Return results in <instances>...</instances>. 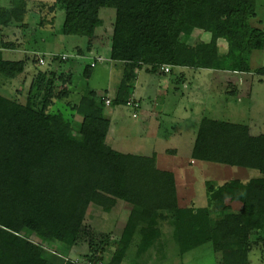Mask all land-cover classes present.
<instances>
[{"label": "trees", "instance_id": "trees-1", "mask_svg": "<svg viewBox=\"0 0 264 264\" xmlns=\"http://www.w3.org/2000/svg\"><path fill=\"white\" fill-rule=\"evenodd\" d=\"M54 1L64 15L58 32L84 37L85 45L97 39L103 22L100 9H114L109 59L123 64L125 79H130L128 69L136 73L142 66L154 74L164 65L170 66V73L175 67L245 73L250 71V53L264 47L263 29L252 24L257 17L256 0ZM24 12V0H11L7 7H0V27L22 23ZM196 29L209 33L208 42L187 43ZM219 39L226 43L225 51L219 50ZM9 45L3 42L0 47ZM88 50L84 46L77 54ZM24 67L23 60L3 59L0 50L3 76L13 78ZM92 68L91 63L85 64L82 75L88 78ZM255 73L264 76V67ZM54 76V72L39 71L31 83L28 97L41 105L38 110L0 96V264H78L42 252L31 238L75 244L88 205L114 206L117 200L129 204L131 211L112 264L123 262L135 234L141 237V247L147 248L163 218L175 221L180 253L210 243L220 263L250 264L249 252L255 245L250 236L264 232L261 136L251 134L244 124L201 119L193 159L255 168L262 175L236 185L230 198L242 203L238 213H225L224 186L210 195V203L224 207L212 223L208 207L190 208L186 215L187 208L178 206L174 175L156 166L154 153H124L106 144L110 120L104 116L105 99L96 100L94 90L71 105L83 111L77 130L71 120L49 112L53 97L69 93L67 88L54 92ZM58 80L67 83L62 74ZM86 255L85 263L102 261Z\"/></svg>", "mask_w": 264, "mask_h": 264}, {"label": "rangeland", "instance_id": "rangeland-1", "mask_svg": "<svg viewBox=\"0 0 264 264\" xmlns=\"http://www.w3.org/2000/svg\"><path fill=\"white\" fill-rule=\"evenodd\" d=\"M3 1L10 3L11 0H0V5H4ZM24 2L27 12L25 20L22 21L24 27H20L19 51L5 52V57L14 61L23 60L26 65L25 71L13 78H7L0 73V96L38 110L41 105L34 103L28 97L31 83L39 71L54 72V92L58 93L67 88L69 93L67 96L53 97V103L48 110L51 113H60L64 118L71 120L73 128L77 130L83 111L73 110L71 105L77 103L82 95H88L90 90H94L97 93L96 100L102 97L105 99L104 116L111 120L106 144L124 153L141 155L154 153L156 166L173 173L177 204L181 208H187L186 215H189L190 208L208 207L210 219L215 223L221 217L224 207L225 213L235 214L240 211L242 203L231 200V193L236 191L237 184L247 183L262 176L259 170L193 159L192 149L199 123L204 117L247 125L250 133L261 136L264 142V76L255 73L264 67V47L250 53L248 58L250 71L245 73L175 67L172 73L166 72L164 74L166 76L162 77V68H160L155 74L152 73L154 75L152 78L155 83L167 82L168 86H157L158 88L143 86L144 93L140 95L143 90L136 94L139 89L134 86L137 71L142 69L151 73L149 67L142 66L136 70V73L135 69H128L130 79H125L123 64L109 59V38L115 18L114 9L109 7L100 9L99 15L103 22L97 29V39L92 44L85 45L84 37L57 34L64 15L57 8L54 0H24ZM256 12L257 17L252 24L264 31V0H256ZM61 36L69 39L56 44L54 41L60 40ZM209 38L208 32L196 29L188 37L187 43L195 45L208 42ZM44 41L50 42L44 44ZM46 46H51L50 49L55 52L45 53L48 51ZM84 46L89 50L78 55L77 50ZM218 46L221 52L225 51L224 40L219 39ZM94 49L98 50L99 54ZM61 54H66L67 57L62 59ZM97 55L103 61L93 66L90 77H84L82 75L84 65L90 64L93 61L91 59ZM61 74L64 75L66 84L58 80ZM70 75L72 81L68 83ZM165 92L167 93L164 94ZM156 98L160 99L156 100L159 106H152L150 109H152L151 115L157 117L158 122L161 123L157 131L159 140L147 136V131L139 127L141 122L137 112L139 104L135 102L150 100L153 103ZM106 100L109 102L107 103ZM112 100H117L119 104L112 106ZM114 111L115 114L111 118ZM168 133L171 135L169 136ZM221 186L225 187L224 191L227 195L223 208L208 200L210 195L216 193ZM206 197L207 202H205ZM130 211L131 206L121 200H118L114 206L90 203L81 224L80 237L75 244L41 242L35 237H32L31 241L42 252L46 251L65 262L98 263L95 261L85 263L86 254H90L96 259L100 258L103 264H112L114 250L120 246L119 238ZM166 216L170 217V213H166ZM160 220L159 232L147 248L141 247V237L135 234L121 264H212L214 262L218 255L214 251L202 255L198 253V249L180 253L175 221L170 218ZM260 236L264 238L263 231L253 232L250 236L255 245L249 252V259L256 264H264V251L255 248L259 243L264 245L263 241H258ZM205 245L211 248L210 243Z\"/></svg>", "mask_w": 264, "mask_h": 264}, {"label": "crops", "instance_id": "crops-1", "mask_svg": "<svg viewBox=\"0 0 264 264\" xmlns=\"http://www.w3.org/2000/svg\"><path fill=\"white\" fill-rule=\"evenodd\" d=\"M4 2L5 1H3V3ZM8 5H9V3H4V5H0V7H7ZM26 12L27 11L25 10L24 16H23V20H25ZM22 24L23 23H20V24L13 23V24H10V25H8L6 27H2V28L0 27V46H1V44L3 42L4 43L5 42H8V43L10 42V44H11V45L7 46L6 48L5 47H0V50L2 52L3 59L10 60V59H8V58L5 57V52H11V53L16 52L17 53L19 51L20 44H21V42H20V27L21 28L24 27V25L22 26ZM11 26H12V28H11ZM57 34L58 35H62L58 31H57ZM64 39H69V38H63L61 36L60 40L56 39L54 42L56 44L63 43L64 42ZM47 42L49 43L50 41H47ZM47 42L44 41V44H47ZM46 47H47V50L48 51H45V53L55 52L52 49H50L51 46L50 47L46 46ZM10 61H12V60H10ZM24 71H25V69H24ZM152 76H154V75L152 73L146 72V70H143L142 71V69H141V70L137 71V78H136V81H135L134 86L136 87V89L138 88L139 91L137 90L135 92L136 94H138L139 92H141V89L143 90V88H142L143 86H156V87L157 86H168V83L167 82H164L163 83V82H160V81H156V83H155L154 82V78H152ZM165 76L166 75L163 74L162 77H165ZM143 93H144V90H143V92L140 95H142ZM166 93L167 92H165L164 94H166ZM156 100L158 101L160 99L156 98L153 101V103L150 100H146L145 102L144 101L141 102V100H136L135 102H137L139 104L138 111L136 110L138 112V116H140V118H141V122H139V125H140L139 127L140 128H143V130H146L147 131V133H146L147 136L153 137V138L155 137V138H158V140H159L160 136L157 133V131H159V126H160L161 123L158 122V118L157 117H153L151 115V110L152 109H150L152 106H159V104L157 103ZM114 114H115V111H114V113L111 114V118L114 116ZM110 127H111V120H110ZM167 129H169V128H167ZM165 130H166V128H165ZM109 134H110V129H109L108 135ZM169 134L170 133H168V135ZM205 202H207V197L205 199ZM116 204H117V202H116ZM200 206L202 207L203 205H200ZM200 206H198V207H200ZM127 207L129 208V206H127ZM125 222H126V220H125ZM205 244H207V243H205ZM205 244L200 245V246L192 249L191 252L192 251H195L196 249H198L199 250L198 253H201L200 255L207 254V253H212L213 252V249H211L212 247L211 248H208V246H206ZM262 245H263L262 243H259L257 246H255V248H259L261 251H264V245L263 246ZM203 251H205V252H203ZM248 259H249V256H248ZM263 259H264V257H263ZM249 263L250 264H256V263L251 262L250 259H249ZM261 263H263V262L261 261ZM212 264H222V263H220V256L219 255H217L215 257L214 262Z\"/></svg>", "mask_w": 264, "mask_h": 264}, {"label": "built area", "instance_id": "built-area-1", "mask_svg": "<svg viewBox=\"0 0 264 264\" xmlns=\"http://www.w3.org/2000/svg\"><path fill=\"white\" fill-rule=\"evenodd\" d=\"M66 57H67L66 54H61V58H62V59H65ZM93 59L98 60V61L101 60L100 57H94ZM40 62L42 63V59H41V58H40ZM91 65H92V66H95V61H94V60L91 62ZM161 68H162V70H163L164 72H169V70H170V66H168V65H164V66H162ZM106 102L108 103L109 101L106 100ZM92 264H93V263H92ZM94 264H103V263H102V262H98V263H94Z\"/></svg>", "mask_w": 264, "mask_h": 264}]
</instances>
